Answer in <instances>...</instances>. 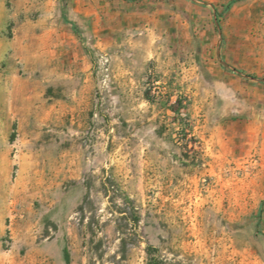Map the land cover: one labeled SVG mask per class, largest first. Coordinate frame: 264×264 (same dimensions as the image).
<instances>
[{
	"label": "rangeland",
	"instance_id": "1",
	"mask_svg": "<svg viewBox=\"0 0 264 264\" xmlns=\"http://www.w3.org/2000/svg\"><path fill=\"white\" fill-rule=\"evenodd\" d=\"M64 249L264 264V0H0V264Z\"/></svg>",
	"mask_w": 264,
	"mask_h": 264
},
{
	"label": "trees",
	"instance_id": "2",
	"mask_svg": "<svg viewBox=\"0 0 264 264\" xmlns=\"http://www.w3.org/2000/svg\"><path fill=\"white\" fill-rule=\"evenodd\" d=\"M231 3H234V1H232ZM215 27H216L217 31L219 32L220 31L219 26L216 24ZM149 250H152V248H149ZM63 260H64V264H70L69 254H68V251L66 249L63 250ZM149 264H158V263L156 262L155 259H153V260L151 259V261H149Z\"/></svg>",
	"mask_w": 264,
	"mask_h": 264
}]
</instances>
